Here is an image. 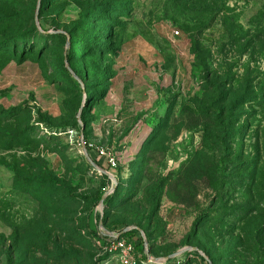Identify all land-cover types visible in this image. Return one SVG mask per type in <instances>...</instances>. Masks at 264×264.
<instances>
[{"label":"rangeland","instance_id":"obj_1","mask_svg":"<svg viewBox=\"0 0 264 264\" xmlns=\"http://www.w3.org/2000/svg\"><path fill=\"white\" fill-rule=\"evenodd\" d=\"M127 227L264 264V0H0V264H121Z\"/></svg>","mask_w":264,"mask_h":264},{"label":"built area","instance_id":"obj_2","mask_svg":"<svg viewBox=\"0 0 264 264\" xmlns=\"http://www.w3.org/2000/svg\"><path fill=\"white\" fill-rule=\"evenodd\" d=\"M180 31L175 30L174 35H179ZM99 153L105 156L108 159V163L111 167H115L117 165L116 158L106 153L104 149H98ZM107 196V194H106ZM102 225V224H101ZM132 227H127L122 230H112L100 232L99 234L104 238L99 240L101 247L107 252H114L119 255L121 264H164L166 263V258H160L158 261L154 260L151 256L147 255V243L144 244V252L146 255V259H141L139 262L136 259L135 254V243L134 239L125 236L124 234L127 231L132 230ZM105 234V235H102ZM142 235H144L142 233Z\"/></svg>","mask_w":264,"mask_h":264},{"label":"trees","instance_id":"obj_3","mask_svg":"<svg viewBox=\"0 0 264 264\" xmlns=\"http://www.w3.org/2000/svg\"><path fill=\"white\" fill-rule=\"evenodd\" d=\"M33 25H34V29H35L33 35H35L36 32H37V28H36V24H35V23H34ZM29 33H30V32H25V33H23V34L15 35V36H13L12 38H9L8 41H11V42L13 41V43H15V42H17V41H27V39L30 38ZM31 35H32V34H31ZM14 45H15V44H14ZM195 51L197 52V50H195ZM67 57H68V59H71L72 55L68 54ZM15 110H16L15 108H12V109H9V110H7V111H3L2 113H3V115H5V114L9 115V114H13ZM7 115H6V116H7ZM27 134H28V131L25 132L24 134L20 135V136L15 135V136L13 137V139H14V140L20 139V138L24 137V136L27 135ZM20 180H21V179H20L19 177L16 178V180H15V183H16V185H17L16 187H21V186H23V185H26L25 183L21 182ZM34 181H35V182H34ZM33 183H34V186H31L32 184H27L28 187H29V185H30L32 189H35V192L37 193V195H38L39 197H41V198L45 197V196L47 195V190L42 189V188L44 187V185H42V184L40 183L39 180H33ZM101 199H103V198H102V195L98 196L97 201H100ZM108 199H109V196L105 199L104 204H106V203L108 202ZM102 221L104 222L103 218H102ZM108 229H109V228H108ZM115 230H117V229H115ZM91 232H92V231H91ZM135 232H136V231H135L134 229H132V230H130V231H127L124 235H125V236H128V237H130V238H134ZM92 233H93V236H94L97 240H102V239H104V238H103V237H102L97 231H96V232H92ZM134 243H135V248H136V249L139 248V249L143 250V252L145 251V250H144V249H145V248H144V241H143V239H142L141 236H139V240H137V241L134 240ZM143 257H144V259H146V255H144Z\"/></svg>","mask_w":264,"mask_h":264},{"label":"water","instance_id":"obj_4","mask_svg":"<svg viewBox=\"0 0 264 264\" xmlns=\"http://www.w3.org/2000/svg\"><path fill=\"white\" fill-rule=\"evenodd\" d=\"M106 196V195H105ZM105 196H104V198H105ZM104 198L102 199V203H103V200H104ZM102 223V222H101ZM160 258H154V260H156V261H158Z\"/></svg>","mask_w":264,"mask_h":264}]
</instances>
